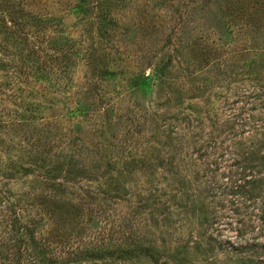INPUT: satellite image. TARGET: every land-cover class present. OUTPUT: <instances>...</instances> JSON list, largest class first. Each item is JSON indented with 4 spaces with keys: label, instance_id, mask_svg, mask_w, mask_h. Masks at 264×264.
<instances>
[{
    "label": "rangeland",
    "instance_id": "1",
    "mask_svg": "<svg viewBox=\"0 0 264 264\" xmlns=\"http://www.w3.org/2000/svg\"><path fill=\"white\" fill-rule=\"evenodd\" d=\"M2 3L6 264H264V0Z\"/></svg>",
    "mask_w": 264,
    "mask_h": 264
},
{
    "label": "trees",
    "instance_id": "2",
    "mask_svg": "<svg viewBox=\"0 0 264 264\" xmlns=\"http://www.w3.org/2000/svg\"><path fill=\"white\" fill-rule=\"evenodd\" d=\"M2 1L3 0H0V12H4L6 9V5L7 4H3L2 3ZM244 9L241 11V14L243 13V14H245V13H248V8H247V6H245V7H243ZM250 10V9H249ZM249 15H251V14H249ZM253 15V14H252ZM239 16H240V13H239ZM241 24V23H240ZM162 74H163V72L162 71H157V75H156V73H154L153 74V76L154 75H156V76H162ZM150 75H147L144 79H142L143 81V83H148V81L150 80ZM3 165V161L1 160V158H0V166H2ZM2 179H0V181H1ZM1 184V183H0ZM237 191H239V193L240 194H244L245 192L246 193H250L251 194V196H254V193L253 192H255L256 190H262V191H264L263 190V187H262V183H261V181H255L254 183H253V185H252V189L251 190H249V189H247V186L246 185H241V184H239V185H237ZM2 206H0V208H1ZM16 207V206H15ZM4 208V207H3ZM9 211H10V208H9V206H5V208L3 209V210H0V226H5V227H7L8 226V224H10L9 223V221L11 222V223H16V221H13L14 219H11V215H10V213H9ZM262 219H263V221H264V217H262ZM12 220V221H11ZM18 221H19V219H18ZM213 237H211V239H212ZM20 240H22L23 242H25V240L24 239H20ZM6 242V239H4L3 241H2V238H0V245H2V244H4L5 242ZM11 241H12V243L13 242H15L14 243V245H13V247L15 248V251H16V253H15V255L17 256V257H15V258H18V263H20L21 262V260H22V257H24V255L27 253V251H23L22 250V248H24V247H22L21 245L19 246V241L18 242H16V240L15 239H13V238H11ZM51 242L52 241H50V243H49V245L51 244ZM30 246V245H29ZM1 247V246H0ZM26 247V246H25ZM28 247V246H27ZM250 249H254V248H258V245H254V244H251V247H249ZM241 249H244L243 247L241 248V247H236L235 248V250L236 251H241ZM28 250V252H29V248L27 249ZM6 252L4 251V250H2L1 252H0V264H6L7 262H6V260H8V261H10V263H11V258H10V255H12L11 253H9L8 255L7 254H5ZM37 256H39L38 254L37 255H34L33 253H32V255H31V257H32V260L35 262V263H37L40 259L37 257ZM38 258V259H37ZM6 262V263H5ZM43 263L44 264H46L44 261H43Z\"/></svg>",
    "mask_w": 264,
    "mask_h": 264
}]
</instances>
